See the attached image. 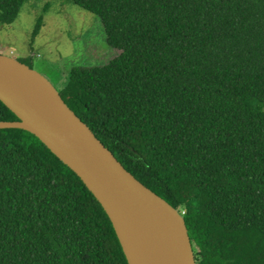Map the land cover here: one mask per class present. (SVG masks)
I'll list each match as a JSON object with an SVG mask.
<instances>
[{
  "label": "trees",
  "instance_id": "obj_1",
  "mask_svg": "<svg viewBox=\"0 0 264 264\" xmlns=\"http://www.w3.org/2000/svg\"><path fill=\"white\" fill-rule=\"evenodd\" d=\"M68 1L120 54L72 68L66 104L183 215L196 264H264V0ZM26 2L0 0V24ZM0 264H128L93 194L23 129H0Z\"/></svg>",
  "mask_w": 264,
  "mask_h": 264
},
{
  "label": "water",
  "instance_id": "obj_2",
  "mask_svg": "<svg viewBox=\"0 0 264 264\" xmlns=\"http://www.w3.org/2000/svg\"><path fill=\"white\" fill-rule=\"evenodd\" d=\"M0 101L19 119L0 129L29 131L81 179L128 264H196L183 215L126 170L47 78L0 55Z\"/></svg>",
  "mask_w": 264,
  "mask_h": 264
},
{
  "label": "rangeland",
  "instance_id": "obj_3",
  "mask_svg": "<svg viewBox=\"0 0 264 264\" xmlns=\"http://www.w3.org/2000/svg\"><path fill=\"white\" fill-rule=\"evenodd\" d=\"M40 16L42 28L33 38ZM119 54L100 18L68 0H27L13 23L0 24V55L30 65L60 93L72 68L102 66Z\"/></svg>",
  "mask_w": 264,
  "mask_h": 264
}]
</instances>
